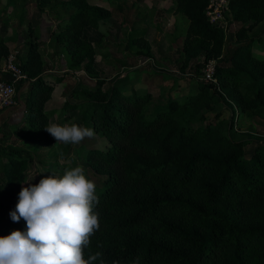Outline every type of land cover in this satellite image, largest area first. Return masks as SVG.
Returning a JSON list of instances; mask_svg holds the SVG:
<instances>
[{"label":"trees","instance_id":"obj_1","mask_svg":"<svg viewBox=\"0 0 264 264\" xmlns=\"http://www.w3.org/2000/svg\"><path fill=\"white\" fill-rule=\"evenodd\" d=\"M208 4L173 0L169 5L189 21L180 64L181 70L193 64L197 93L176 85L155 100L150 92L127 89L121 75L111 81L100 77L95 48L104 45L92 44L85 31L98 29L110 17L109 10L88 0L53 2V12L61 6L75 10L56 38L65 73L85 72L96 79L95 85L78 79L70 93L84 99L72 103L65 96L62 110L78 112L81 125L104 139L83 156L84 174L95 183L98 196L93 210L100 227L84 250L85 258L101 253L94 264H264V138L239 135L235 128L236 118L247 114L264 121V52L254 51L264 41L254 32L264 23V0H231L234 19L245 25L229 50H224L223 28L208 19ZM12 5L8 0L5 9ZM19 22L28 27L27 55L19 65L28 79L16 90L28 92L25 124L16 135L35 147L53 148L54 138L45 128L55 112L48 111V105L67 75L55 78L45 69L39 28L32 27L25 13ZM146 34L134 32L129 46L149 55ZM9 49L0 36V64ZM211 62L216 63L215 82L202 73ZM218 108L221 111L208 116ZM224 112L230 113L227 121ZM6 138H0V197L6 202L0 205L1 213L16 207L12 197L24 187V169L32 157L7 145ZM7 235L6 228L0 231V236Z\"/></svg>","mask_w":264,"mask_h":264},{"label":"rangeland","instance_id":"obj_2","mask_svg":"<svg viewBox=\"0 0 264 264\" xmlns=\"http://www.w3.org/2000/svg\"><path fill=\"white\" fill-rule=\"evenodd\" d=\"M40 1L13 0V5L5 9L8 0H0V36H3L10 46L8 58L0 64V72L6 69L11 57H13V63L17 65H21L26 58L25 41L28 36V27L26 24L21 27L19 22L20 15L25 13V18L31 22L32 27L39 28V53L45 69L52 70L51 75L55 78L67 75L61 52L62 45L56 38L61 32V25L65 24L66 19L75 10L68 6H61L53 12L51 7L55 0H49L48 4L43 5ZM172 1L88 0L90 5L105 8L111 13L98 29L88 27L85 31V35L92 44L101 42L104 45L103 48H95L96 69L101 78L111 81L121 75L128 82L127 89L136 88L140 93L150 92L155 100L161 95L165 97V92L176 85H181L189 93H197L196 79L191 77L193 64L184 70H181L182 64H180L189 21L183 14H177L174 10L168 9ZM243 24L234 19V12L229 6L226 20L222 24L214 25L224 30V50H229L234 46L236 33ZM139 30L147 31L145 40L150 45L149 55L140 53L144 50L137 46H129L132 34ZM254 32L264 36V23ZM254 48L255 54H262L264 41L262 40ZM210 64L214 66L216 63L211 62ZM205 71L202 70V73L204 74ZM72 74L74 75L71 76ZM174 75L181 77L175 80ZM182 76L185 77L182 78ZM53 77L49 78L52 83L55 82ZM78 79L89 85L96 83V79L89 77L85 72L67 75L66 79L57 85L53 100L48 105V111L55 112L51 123L81 125V116L78 112L64 114L62 111L67 100L65 96L72 103H78L84 99L82 94L70 93ZM27 92V88H24L18 94L15 106L0 110V138L7 137L4 139L7 145L25 149L32 154L23 173L25 183H38L43 175L63 174L66 169L62 167L63 164L68 165V168L80 166L84 169L85 151L91 147H100L104 143V139H100L97 135L93 138H85L79 144L65 145L54 140L53 148L35 147L33 143L17 138L16 130L25 124ZM219 111L221 108L209 112L208 116H214ZM229 118L230 113L224 112L222 119L227 121ZM235 128L239 135L251 134L264 138V121L251 114L237 117ZM82 147H85V150H82ZM53 166L57 168L54 169ZM27 186L28 184L24 185V187ZM12 198L17 204L19 192L16 191ZM5 204V200L0 197V205L5 207ZM4 209L3 213L0 211V231L6 228L10 234L14 230H25L26 226L22 220L19 223L13 222L10 218L11 210L8 207Z\"/></svg>","mask_w":264,"mask_h":264},{"label":"clouds","instance_id":"obj_3","mask_svg":"<svg viewBox=\"0 0 264 264\" xmlns=\"http://www.w3.org/2000/svg\"><path fill=\"white\" fill-rule=\"evenodd\" d=\"M45 130L65 145L95 135L77 123H52ZM25 184L10 218L15 223L23 219L26 228L0 236V264H94L101 253L85 258L84 250L100 227L99 214L93 210L98 196L83 168H66L62 175H43L38 183Z\"/></svg>","mask_w":264,"mask_h":264},{"label":"built area","instance_id":"obj_4","mask_svg":"<svg viewBox=\"0 0 264 264\" xmlns=\"http://www.w3.org/2000/svg\"><path fill=\"white\" fill-rule=\"evenodd\" d=\"M230 2L231 0H209L206 14L212 25L222 24L226 20ZM214 71L215 65L209 64L205 71V79L215 82ZM27 79V75L23 73L19 65L13 63V57H11L6 69L0 72V110L9 109L17 104L16 85Z\"/></svg>","mask_w":264,"mask_h":264}]
</instances>
